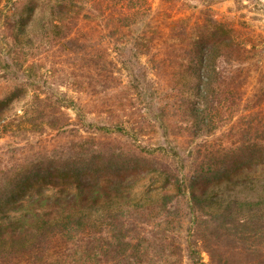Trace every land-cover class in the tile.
<instances>
[{
  "label": "rangeland",
  "instance_id": "rangeland-1",
  "mask_svg": "<svg viewBox=\"0 0 264 264\" xmlns=\"http://www.w3.org/2000/svg\"><path fill=\"white\" fill-rule=\"evenodd\" d=\"M44 1L0 0V100H6L3 117H13L12 129L0 136V150L31 154L81 136L176 169L188 168L202 152L218 169L197 183V192L239 203L264 199V150L251 156L236 152L251 140L264 148V0H78L65 24L72 28L70 36L87 46L86 55L73 53L57 29H40V16L31 35L38 47L12 44L17 31L9 24L18 20L16 26L26 31L27 6L38 12ZM213 29L235 44L220 58L223 72L215 92L221 107L214 117L211 111L205 115V131L197 136L187 115L194 93L191 49L198 40L217 37ZM22 61L19 70L16 62ZM35 94L45 97L40 107L56 115L54 120L65 114L68 123L33 133L30 125L20 124L18 116ZM133 171L123 189L133 198L162 190L164 177L153 167L142 164ZM36 188L58 187L39 183ZM180 207L185 208L183 200ZM202 256L207 261L205 252ZM182 264L189 262L184 258Z\"/></svg>",
  "mask_w": 264,
  "mask_h": 264
},
{
  "label": "trees",
  "instance_id": "trees-1",
  "mask_svg": "<svg viewBox=\"0 0 264 264\" xmlns=\"http://www.w3.org/2000/svg\"><path fill=\"white\" fill-rule=\"evenodd\" d=\"M77 4L78 0H45L38 12L27 6L26 31L19 30L14 18L9 24L17 31L11 36L12 44L37 48L31 35L33 20L40 16V29H57L58 39L65 40L73 53L89 54L65 24L72 20ZM44 11L48 12L43 15ZM219 30L212 32H218L217 37L198 40L191 49L194 93L187 115L197 136L205 131L201 128L207 125L205 115L214 112L212 118L221 107L215 92L223 72L220 58L227 46L235 44ZM24 62H16L19 70ZM34 96L18 116L20 124L30 125V132L68 123L65 114L54 120L56 115L45 105L40 107L45 97ZM5 101L0 100V136L13 123V117H3ZM260 147L251 140L236 147V152L251 156L264 150ZM208 156L198 152L191 166L176 169L135 150L81 136L31 154L23 150L17 154V148L0 150V264H182L184 258L189 264H264V199L239 203L197 192V183L218 169ZM142 164L157 170L164 182L157 195L138 200L123 189L124 181H131L133 170ZM39 183L58 188L52 192L35 189Z\"/></svg>",
  "mask_w": 264,
  "mask_h": 264
}]
</instances>
